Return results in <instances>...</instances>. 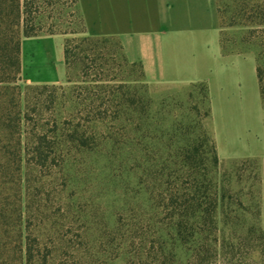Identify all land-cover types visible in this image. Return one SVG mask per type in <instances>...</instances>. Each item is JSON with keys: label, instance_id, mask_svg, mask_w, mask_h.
<instances>
[{"label": "trees", "instance_id": "obj_1", "mask_svg": "<svg viewBox=\"0 0 264 264\" xmlns=\"http://www.w3.org/2000/svg\"><path fill=\"white\" fill-rule=\"evenodd\" d=\"M42 1L0 0V264H251L255 249L264 264L260 196L256 208L248 206L243 191L219 179L211 132L160 135L151 102L125 81L88 80L64 111L57 110L62 87H21L23 40L66 36L43 33ZM226 7L231 26L248 30L244 43L258 48L264 106V0H227ZM80 24L93 52L80 57L67 39L69 72L75 60L85 70L100 64V74L110 64L97 52L114 41L120 60L140 73L133 83L146 84L142 65L128 62L117 39L88 36L82 12ZM222 48L241 52L223 36ZM193 86L209 102L207 87ZM101 173L106 185H123L115 219L96 194Z\"/></svg>", "mask_w": 264, "mask_h": 264}, {"label": "crops", "instance_id": "obj_2", "mask_svg": "<svg viewBox=\"0 0 264 264\" xmlns=\"http://www.w3.org/2000/svg\"><path fill=\"white\" fill-rule=\"evenodd\" d=\"M88 36L115 38L152 89L205 85L210 130L221 161L259 165L264 230V106L257 53L225 54L216 0H79ZM63 35L22 42V83L67 82Z\"/></svg>", "mask_w": 264, "mask_h": 264}, {"label": "rangeland", "instance_id": "obj_3", "mask_svg": "<svg viewBox=\"0 0 264 264\" xmlns=\"http://www.w3.org/2000/svg\"><path fill=\"white\" fill-rule=\"evenodd\" d=\"M227 0H219V6L222 9V26L223 40L232 51L254 50L256 53L257 46H248L244 43L248 30L242 27H233L229 20L232 13H226ZM42 18L44 31L43 33L65 34L69 41H74L72 49L75 53L92 51L89 48V42L86 41L87 36L82 34V26L80 24L81 11L77 8V3L74 0H43L42 1ZM103 50H98V56L105 55L108 57L109 66L100 70L99 65L92 64L90 69L85 70L81 62H74L71 65V70H67L70 75V80L60 86V91L57 92L59 97L57 110L64 111V107L71 106V100L75 101L76 95L81 92V89L86 87L88 80L99 79L104 77L111 81H125L128 85L138 87L140 92L147 97L151 102V118L160 135L165 137L179 136L180 139L188 136H199L204 128L211 132L209 119L206 117L209 109L208 101L205 97V90L202 86L180 87V88H165L163 90L152 89L143 82L133 83V80H140L138 69L132 70L120 60V51L114 41L103 43ZM251 48V49H250ZM67 67V66H66ZM67 74V75H68ZM21 87H25L22 81ZM147 128L144 126L142 129ZM190 131V132H189ZM136 136L143 137V133H138ZM169 138H164L168 140ZM219 179L228 185L233 193L243 191L241 201L256 208L260 196V181H259V165L255 162H239V161H221ZM106 173H101L99 176V184L96 194L101 197V200L109 209V214L115 219L117 206L120 204L119 198L124 193L123 185L120 180L106 185L104 180ZM251 223H255L251 215L245 217ZM245 232L241 233L244 236ZM264 247V241H262ZM251 264H262L261 250L256 249L252 253Z\"/></svg>", "mask_w": 264, "mask_h": 264}]
</instances>
